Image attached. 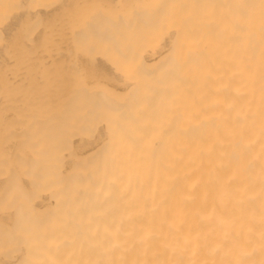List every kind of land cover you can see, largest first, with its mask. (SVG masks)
Wrapping results in <instances>:
<instances>
[{"label":"bare ground","instance_id":"1","mask_svg":"<svg viewBox=\"0 0 264 264\" xmlns=\"http://www.w3.org/2000/svg\"><path fill=\"white\" fill-rule=\"evenodd\" d=\"M0 264H264V0H0Z\"/></svg>","mask_w":264,"mask_h":264},{"label":"rangeland","instance_id":"2","mask_svg":"<svg viewBox=\"0 0 264 264\" xmlns=\"http://www.w3.org/2000/svg\"><path fill=\"white\" fill-rule=\"evenodd\" d=\"M60 63L63 65L64 62H63V63L60 62ZM60 63H58L59 68H60V66H62ZM65 63H66V62H65ZM66 64H67V63H66ZM68 64H69L68 66H70V63H68ZM65 66H66V65H65ZM68 66H66V67L68 68ZM66 67H63V70H62V71H58L57 75L60 74L59 76L61 77V75H62L61 72L63 73V71H64V69H66ZM70 67H71V66H70ZM70 67H69V68H70ZM69 68H68V69H69ZM59 70H60V69H59ZM66 71H67V69H66ZM67 72H68V71H67ZM73 73H74V72H73ZM65 74H67V73H65ZM65 74H64V77H65ZM68 74H69V73H68ZM68 74H67V75H68ZM71 74H72V73H71ZM69 75H70V74H69ZM75 75H76V74H75ZM75 75H74V77H75ZM59 76H58V77H59ZM71 77L73 78V75H72ZM61 78H63V77H61ZM65 78H66V77H65ZM72 78H71V79H72ZM75 78H76V77H75ZM63 79H64V78H63ZM69 79H70V77H69ZM67 80H68V79H67ZM34 81H35V80H34ZM65 82L68 83V81H66V80H65ZM72 82H73V81H72ZM72 82L69 81V84H71ZM63 84H65V83H63Z\"/></svg>","mask_w":264,"mask_h":264}]
</instances>
